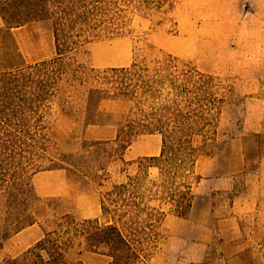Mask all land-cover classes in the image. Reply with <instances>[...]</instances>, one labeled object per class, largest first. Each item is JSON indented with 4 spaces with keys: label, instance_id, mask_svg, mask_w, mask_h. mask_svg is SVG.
I'll return each mask as SVG.
<instances>
[{
    "label": "rangeland",
    "instance_id": "1",
    "mask_svg": "<svg viewBox=\"0 0 264 264\" xmlns=\"http://www.w3.org/2000/svg\"><path fill=\"white\" fill-rule=\"evenodd\" d=\"M174 2L170 12L142 15L127 9L117 35L88 38L72 55L73 69L87 74L171 55L218 78L224 104L214 147L195 165L199 179L191 210L185 218L165 217L157 242L138 264H264V0ZM54 56L49 21L8 30L0 18V70ZM64 86L67 101L63 96L56 100L45 121L56 147L52 157L64 156L68 164L32 177L39 198L35 223L0 239V261L33 247L63 215L105 223L101 195L133 176L138 160L160 153L158 135H141L117 160L113 141L126 122L129 105L104 101L94 125L86 126L84 101L91 84ZM96 142L103 144L88 146ZM77 259L72 252L69 261ZM81 260L108 263L105 257L89 254Z\"/></svg>",
    "mask_w": 264,
    "mask_h": 264
},
{
    "label": "trees",
    "instance_id": "2",
    "mask_svg": "<svg viewBox=\"0 0 264 264\" xmlns=\"http://www.w3.org/2000/svg\"><path fill=\"white\" fill-rule=\"evenodd\" d=\"M174 4V0H0V18L8 30L49 21L55 48L52 59L0 70L1 241L35 223L39 198L32 177L68 164L57 152L53 155L59 157H52L56 147L45 121L56 100L63 96L67 101L64 83L91 84L84 101L86 126L94 125L104 101L129 105L126 122L113 141L117 160L138 136L161 139L158 156L138 160L133 176L101 195L105 223L63 215L33 247L15 258L4 257L0 264H84V254L105 257L107 264H138L157 242V229L168 214L177 218L189 214L199 179L195 165L214 147L224 104L218 78L171 55L92 74L73 69L72 62L86 39L117 35L127 9L144 15L151 10L170 12ZM72 252L78 258L75 262L69 261Z\"/></svg>",
    "mask_w": 264,
    "mask_h": 264
},
{
    "label": "crops",
    "instance_id": "3",
    "mask_svg": "<svg viewBox=\"0 0 264 264\" xmlns=\"http://www.w3.org/2000/svg\"><path fill=\"white\" fill-rule=\"evenodd\" d=\"M19 233H21V232H19ZM19 233H18V234H19ZM18 234H17V235H18Z\"/></svg>",
    "mask_w": 264,
    "mask_h": 264
}]
</instances>
